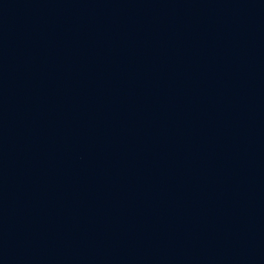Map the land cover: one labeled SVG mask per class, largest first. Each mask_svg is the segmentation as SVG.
Masks as SVG:
<instances>
[{
    "label": "water",
    "instance_id": "1",
    "mask_svg": "<svg viewBox=\"0 0 264 264\" xmlns=\"http://www.w3.org/2000/svg\"><path fill=\"white\" fill-rule=\"evenodd\" d=\"M0 264H264V0H0Z\"/></svg>",
    "mask_w": 264,
    "mask_h": 264
}]
</instances>
